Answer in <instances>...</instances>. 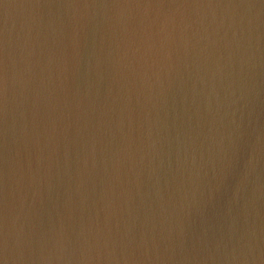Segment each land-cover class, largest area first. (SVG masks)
Returning a JSON list of instances; mask_svg holds the SVG:
<instances>
[{"label":"water","instance_id":"95a60500","mask_svg":"<svg viewBox=\"0 0 264 264\" xmlns=\"http://www.w3.org/2000/svg\"><path fill=\"white\" fill-rule=\"evenodd\" d=\"M0 264H264V0H0Z\"/></svg>","mask_w":264,"mask_h":264}]
</instances>
